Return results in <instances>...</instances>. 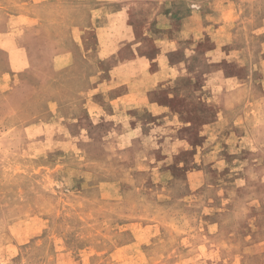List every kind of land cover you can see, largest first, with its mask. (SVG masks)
Here are the masks:
<instances>
[{
  "label": "rangeland",
  "instance_id": "1",
  "mask_svg": "<svg viewBox=\"0 0 264 264\" xmlns=\"http://www.w3.org/2000/svg\"><path fill=\"white\" fill-rule=\"evenodd\" d=\"M0 264H264V0H0Z\"/></svg>",
  "mask_w": 264,
  "mask_h": 264
},
{
  "label": "crops",
  "instance_id": "2",
  "mask_svg": "<svg viewBox=\"0 0 264 264\" xmlns=\"http://www.w3.org/2000/svg\"><path fill=\"white\" fill-rule=\"evenodd\" d=\"M161 81V79L159 80V78H157L156 80L153 79L152 82L145 83L143 79H140V82L136 84V86L130 85L131 81L127 82L126 89L122 93L115 95L113 99L116 100L115 102L120 103H123L130 98H134L135 101L137 99H140V101L144 102L145 99L148 100V98H150L151 94L154 92Z\"/></svg>",
  "mask_w": 264,
  "mask_h": 264
}]
</instances>
